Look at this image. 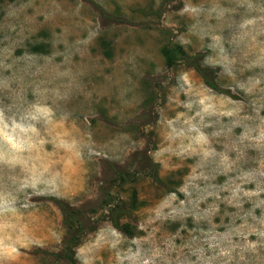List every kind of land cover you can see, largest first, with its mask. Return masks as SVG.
I'll list each match as a JSON object with an SVG mask.
<instances>
[{
  "label": "rangeland",
  "instance_id": "1",
  "mask_svg": "<svg viewBox=\"0 0 264 264\" xmlns=\"http://www.w3.org/2000/svg\"><path fill=\"white\" fill-rule=\"evenodd\" d=\"M133 194L80 264H264V0H0V264H66L56 201Z\"/></svg>",
  "mask_w": 264,
  "mask_h": 264
},
{
  "label": "trees",
  "instance_id": "2",
  "mask_svg": "<svg viewBox=\"0 0 264 264\" xmlns=\"http://www.w3.org/2000/svg\"><path fill=\"white\" fill-rule=\"evenodd\" d=\"M163 53L166 59V65L173 67L179 62L194 67L203 77L205 84L217 91L218 93L231 94L229 89L222 88L217 81V70L215 68L201 64L202 57L200 53L189 54L182 45L177 44L174 47H163ZM128 172L124 169L114 167V179L119 182H125L128 179ZM155 182L166 183L159 177L155 171L152 174ZM63 215V225L65 236L61 242V248L54 255L64 261L66 264H80L77 259V247L83 237L94 230L100 220H108L112 225L123 234L134 237L136 236V227L131 223L132 209L135 207L136 195L133 194L130 200L118 197L112 204L101 205V209H91L93 217L87 215L84 205L73 206L64 200L56 201ZM102 211L101 213H99ZM107 211V212H106ZM95 220V221H94Z\"/></svg>",
  "mask_w": 264,
  "mask_h": 264
}]
</instances>
